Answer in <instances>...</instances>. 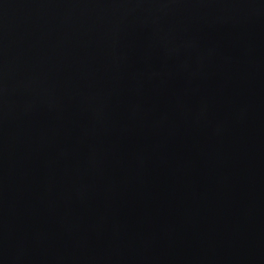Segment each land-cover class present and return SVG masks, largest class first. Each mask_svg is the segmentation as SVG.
<instances>
[{"label":"water","instance_id":"obj_1","mask_svg":"<svg viewBox=\"0 0 264 264\" xmlns=\"http://www.w3.org/2000/svg\"><path fill=\"white\" fill-rule=\"evenodd\" d=\"M0 264H264V0H0Z\"/></svg>","mask_w":264,"mask_h":264}]
</instances>
